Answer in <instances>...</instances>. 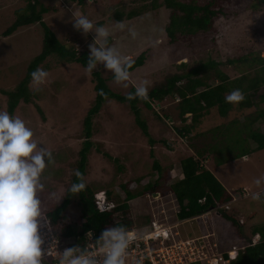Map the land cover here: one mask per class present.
Here are the masks:
<instances>
[{"label":"rangeland","instance_id":"1","mask_svg":"<svg viewBox=\"0 0 264 264\" xmlns=\"http://www.w3.org/2000/svg\"><path fill=\"white\" fill-rule=\"evenodd\" d=\"M25 1L0 0V110H6V96L1 90L14 88L24 76L30 59L40 50L42 30L38 23L19 27L7 37L1 35L2 30L14 20L16 9L23 7ZM158 1L162 3V0ZM194 1L202 3L207 0ZM216 1L221 6V10L213 18L212 26L208 30L197 31L192 36L171 43L164 31L169 18V9L164 5L151 9L149 8L150 0H84L81 4L70 0H41L44 5L58 6H52L54 10L43 15V18L59 40H66L79 53L82 51L89 53L88 46L92 43L95 34L92 32L84 34L75 29L72 13L75 16L86 15L93 23L102 21L101 25L110 32L111 41L107 42V46L117 48L127 60L134 59L140 53L144 54L143 64L129 72L127 82L117 83L111 77V72L104 69L102 64L93 69L107 78L106 84L110 89L120 94L127 93L132 86H137L141 81H146L149 89L169 73L197 68L206 61L217 62V69L230 78L238 76L243 71L252 73V66L256 64L251 66L248 63L229 61L248 53L250 57L259 56L264 59V3L260 0ZM116 10L123 13L136 10L139 13L132 18L116 21L114 16ZM179 63H185V65L179 67ZM39 68L48 71L47 79L38 86L30 82L28 87L32 93L36 94L35 101L43 114L35 111L33 104L21 102L16 106L13 115L24 120L26 126L33 130L34 139L51 152V161L46 163L40 178L44 187L37 193L42 201L41 209L44 213L46 209H51L62 200L70 184L71 164L76 159L83 140L82 120L87 109L93 104L94 90L92 70L89 71L87 66L81 63L61 62L55 56H48ZM207 74V81L210 84L215 83L214 71L209 70ZM200 75H203V71ZM263 104L261 103L260 106ZM138 106L140 115L146 120L152 137L156 139L164 137L168 145L158 142L150 145L136 124L128 104L107 98L93 118L91 137L93 141H96L95 145L99 146L103 152H107V156L92 151L85 175L86 183L98 191L110 189L122 199L125 197V192L121 188L122 184L129 182L128 187L136 190L146 181L156 178L157 173L152 165L157 158L162 168L168 167L170 170L166 183H171L180 177V159L191 154L192 148L189 145L194 140L198 150L209 145V150L214 151L210 152L211 155L204 163L217 165L216 174L226 188L233 190L241 185L249 188L248 198H238L232 202L233 206L240 211L239 221L242 219L249 224L264 216V199L254 200L251 196L253 192H261L264 196V148L249 151L248 154L235 159L229 157L227 161L225 159L218 163L220 158H226L224 155L226 152L238 151V147L231 142L232 137H226L224 133H221L219 140L215 141L216 137L214 138L213 135L193 136L195 131L206 130L234 115L240 116L241 113L253 111L254 106L245 108L240 113L233 104V108L225 117L212 109L199 119L194 132L185 136H180L171 129L174 125H181L175 109L176 100L167 97L161 103L153 104V109L161 115L171 113L170 118L161 120L141 103ZM184 117L186 122L190 120V114H185ZM253 127H258L264 132V124L260 121L253 124ZM250 145L252 148L254 144ZM204 149L206 147L202 150ZM150 150L153 151L152 154ZM118 166L121 170H117ZM258 178L261 180L259 185L255 183ZM77 200V197H74L66 207L67 216L63 221L69 223L75 230H79L80 223L83 221L79 218L80 206ZM128 204L132 220L138 226L146 225L153 214L170 223L175 222L177 206L173 196L168 192L161 196L159 193L155 197L152 194L151 196H135L128 200ZM222 207L224 206L217 207V210ZM43 213L42 216L45 217ZM249 213H254L255 220L247 221L246 216ZM147 216L149 219L146 220ZM47 221L48 218L42 222V230L50 229L51 232L45 236L61 237L66 248L77 243L75 237H63L59 232V225L51 226L47 224ZM226 227L224 220L211 211L203 218L188 220L182 224L177 223L176 230L181 238L186 235H192L191 238L207 235L211 244L208 242L204 250L217 253L225 249L221 251L218 249L219 245L215 239L217 236L212 229L218 234L220 230L224 232L223 229ZM222 236L226 238L228 234L222 233ZM230 238L233 239V236L230 235ZM252 239L254 242L257 238L253 236L246 240L252 242Z\"/></svg>","mask_w":264,"mask_h":264},{"label":"trees","instance_id":"2","mask_svg":"<svg viewBox=\"0 0 264 264\" xmlns=\"http://www.w3.org/2000/svg\"><path fill=\"white\" fill-rule=\"evenodd\" d=\"M70 1L81 4L84 0ZM260 1L264 3V0ZM25 2L23 7L16 9L14 20L2 30L1 35L2 37H7L19 27L38 23V26H40L42 30L40 50L30 59L24 76L14 88L10 90H1L6 96L5 109L10 115H13L16 106L21 102L33 104L35 111L43 114L39 104L35 101L36 94L32 93L28 86L31 81L30 73L38 68L39 65L43 64L48 56H55L61 62L76 61L83 66H87L88 53L85 51L79 53L74 46L66 42V40H59L56 33L49 28L43 18V15L51 13V11L54 10L52 6H58L44 5L41 0H26ZM160 5H164L169 9V18L165 24L164 31L171 43L185 39L187 36H192L197 31L208 30L212 26L213 18L221 10V6L216 0H207L202 3H197L194 0H162V3L158 0H150L149 8L154 9ZM138 13L139 11L136 10H129L126 13L116 10L114 16L115 20L119 21L123 18H132L138 15ZM93 24L95 26H101L102 21ZM110 41L111 38L108 37L107 42ZM128 61L130 62V72L143 64L144 54L140 53L137 57ZM235 61L238 63H248L251 66L253 64L256 65L252 66V73L243 71L240 72L238 76L230 78L226 73L217 69V62L206 61L197 68L167 74L161 81L155 83L148 89L146 99L135 96L130 98L129 94L134 92V86L125 94L113 91L106 84L107 78L103 77L99 71L92 70L94 99L93 104L87 109L82 120L81 136L83 140L81 142V147L77 151V157L71 164L70 184L62 200L51 209H46L44 213L42 212L45 215L43 220L45 221V219L48 218L47 224L51 226L59 225L60 234L63 237H75L78 245L83 249L86 235L89 231L93 232L92 237L96 240L101 231L106 227L117 224L129 228L133 225L128 200L135 196H151V193L156 191L160 193V196L165 192L170 193L177 206L174 218L178 220L198 216L210 210V208L219 207L223 203H227L229 208L222 207L220 210H217V208L213 210L215 214L220 216L224 222L228 224V229H223L224 232H222L228 234L226 238L222 236V233L219 235L217 234L216 240L219 245L218 249L221 251L228 247L230 248L231 245L237 244L238 246L235 256L230 259L227 264H264V219L249 224L242 219L239 221L240 211L233 206L232 198H248L250 195L247 194L250 193L248 192L249 188L246 185H241L239 188L228 191L213 173L201 164V158H203L205 154L214 152L209 150V145L203 146V148L206 147V149L202 150L203 148H201V151L196 148L194 140L190 142L189 146L192 148L195 155L190 154L180 159L181 175L171 183H166V178L170 170L168 167L162 168L157 158V160L155 159L153 161L152 165L157 173L156 178L152 181H146L136 190H131L128 187L129 182L122 184L121 188L125 192L124 198L120 199L118 195L113 193L110 189H104L103 193L105 198L114 199L117 203V206L110 212H98L94 208L93 194L98 190L85 181L89 156L92 151L107 156V152H103L99 146L95 145L96 141L91 139L93 135V118L98 114L103 101L107 98L128 104L136 124L141 129L150 145L156 142L162 145H168V141L164 137L157 139L152 137L146 120L140 115L139 103H141L144 108L152 111L157 119L161 120L162 118H170L171 113H164L161 115L158 111L153 109V104L161 103L167 97L176 100L175 109L181 125H174L173 128H170L180 136L191 134L192 131L194 132L195 126L199 123V119L207 115L212 109L216 110L220 116L225 117L233 108V104H235L236 110L240 113L245 108L254 106L255 108L253 111L241 113L240 116L234 115L226 121L215 124L206 130L195 131L193 136L207 137L208 135H213L214 138L216 137L215 141L219 140V135L221 136V133H224L226 137H232L231 142L238 147V151L236 153L226 152L224 154L226 158H220L218 163H221L225 159V161H227L229 157L235 159L248 154L249 151L263 149L264 132L258 127H253V124L257 121L264 124V104L260 106L261 103H264V59L259 56L250 57V53H248L230 60L229 62ZM184 65L185 63H179V67H183ZM209 70L214 71L215 78L213 80H216V82L213 84L207 81V73ZM201 71H203V75H200ZM111 77L113 78L112 75ZM233 89H240L242 91L244 94V99L242 101L233 103L225 100V96ZM186 113L190 114V121L188 123L184 117ZM251 143L254 144L252 148L250 145ZM152 152L153 151L150 150V154H152ZM110 159L113 160V157L110 156ZM75 170L80 172L81 175L79 177L75 175ZM117 170H121V167L118 166ZM81 182L84 184L82 189H78L75 192L69 190L72 184ZM74 197H77V202L80 206L79 218L83 219L80 223L79 230H75L69 223L63 222L67 216L65 209ZM113 212L118 214L117 219L113 217ZM254 213L247 214V221L252 220ZM147 219H149V216L146 217V220ZM255 234H258L259 237L254 244L246 240L251 239ZM230 235L233 236V239L230 238ZM226 256L227 255L224 254V257ZM56 260L58 259H43L42 264H53ZM194 264L205 263L197 262Z\"/></svg>","mask_w":264,"mask_h":264},{"label":"clouds","instance_id":"3","mask_svg":"<svg viewBox=\"0 0 264 264\" xmlns=\"http://www.w3.org/2000/svg\"><path fill=\"white\" fill-rule=\"evenodd\" d=\"M72 20L75 29L84 34L89 32L95 34L92 43L88 46V70L91 71L97 65L102 64L104 69L111 72L117 83L127 82L130 76V62L120 54L117 48L107 46V38L110 35L109 30L102 25L95 26L83 14L75 16L72 13ZM120 27H123V25H120ZM132 34L135 35V33ZM48 75L47 70L38 67L30 73V82L38 86L45 82ZM147 93V82L141 81L129 96L130 98L135 96L146 99ZM243 99L244 94L240 89H233L225 96L227 102L236 103ZM50 161L51 152L34 139L33 130L26 126L25 121L18 116L10 115L6 110H0V264H42V260L47 258L53 260L57 258L58 260L53 264H125L128 249L137 238L131 230L140 227L139 223L138 226L133 222V225L129 228L117 224L106 227L96 240L92 237L93 232L89 231L83 249L76 243L72 247L65 248L61 251V254L55 256L45 254L47 248L42 247L44 244L42 232L48 233L51 230H42V222L44 221L41 209L42 201L37 193L44 187L40 178L46 163ZM75 175L79 177L81 174L78 170H75ZM255 183L259 185L261 180L258 178ZM83 187V182L74 183L69 190L75 192ZM251 196L252 199L258 200L261 193L253 192ZM236 199L238 198L233 197L232 201L235 202ZM96 201L102 204L101 207L98 206ZM93 205L98 212H110L117 206V203L113 199L105 198L102 191H96L93 194ZM222 205L229 208L227 203ZM215 208H210V210ZM117 215L113 212V217L116 219L118 218ZM177 220L171 222V224H175V230ZM149 222H146V224ZM255 235L258 239V234ZM206 237L207 235H203L201 241L204 243V248L209 242ZM58 239L62 242L61 237ZM97 240L100 247L99 257L84 249L85 245L95 243ZM251 243H255L253 239ZM209 244L211 243L209 242ZM62 245L65 244L62 242ZM236 249V245H231L224 252L214 253L207 249H205V252L208 256L220 255L223 260L218 261L216 264H222L228 263L235 256ZM229 252H232V256H229ZM224 254L227 256L224 257ZM197 262L204 261L196 260L187 264Z\"/></svg>","mask_w":264,"mask_h":264},{"label":"built area","instance_id":"4","mask_svg":"<svg viewBox=\"0 0 264 264\" xmlns=\"http://www.w3.org/2000/svg\"><path fill=\"white\" fill-rule=\"evenodd\" d=\"M96 202L101 207L102 204ZM174 228L175 224H171L161 217L157 218L153 214L149 223L131 230L137 238L128 249L125 264H187L196 260L216 264L223 260L220 255L208 256L206 254L204 243L201 242L202 237L181 238ZM46 234L48 233L42 232L44 239L42 247L47 248L45 254L54 256L61 254V251L66 248L65 245L63 246L57 237L45 236ZM84 249L99 257L98 240L95 243H88ZM229 256H232V252H229Z\"/></svg>","mask_w":264,"mask_h":264},{"label":"crops","instance_id":"5","mask_svg":"<svg viewBox=\"0 0 264 264\" xmlns=\"http://www.w3.org/2000/svg\"><path fill=\"white\" fill-rule=\"evenodd\" d=\"M189 122V121H188ZM187 122V123H188ZM193 132V131H192ZM191 154H194L195 155V153H194V151L191 149ZM209 155H211V154H205L204 156H203V158H201V161H202V165L204 166V167H206L207 169H209L212 173H213V175L222 183V180H221V178H219L218 176H217V174H216V172H217V170L215 169V167L217 166V165H206V163H204V161H207L208 160V157H209ZM215 164V163H214ZM181 171V170H180ZM181 173V172H180ZM223 184V183H222ZM225 187V186H224ZM228 191H230L231 190V188H226ZM261 193V192H260ZM261 199H264V196H263V194L261 193V198H260V200ZM211 211H213V210H211ZM210 210H208V211H206V212H204V213H202L201 215H198V216H196V217H193V218H188V219H182V220H177L176 221V223H178V224H182L183 222H186V221H191L192 219H196V218H203L204 216H206V215H208L210 212H211ZM214 212V211H213ZM262 219H264V216L262 217V218H258L257 219V221L258 220H262ZM176 220V219H175ZM253 220H255L254 219V217L252 218V220L251 221H253ZM225 224H227L226 222H224V225ZM221 225H222V223H221ZM227 227H228V224H227ZM226 227V228H227ZM225 228V229H226ZM206 229V228H205ZM184 231V230H183ZM212 231H213V233L214 234H216V236H217V231H215L214 229H212ZM211 231V232H212ZM221 232H222V230H220ZM220 231L218 232V235L220 234ZM213 233H211V234H213ZM191 237L192 235H186L185 237ZM180 237H181V235H180ZM197 237V236H196ZM254 237L256 238V235H254ZM207 238V237H206ZM216 239V238H215ZM208 240V239H207ZM212 240H214L213 238H212ZM257 241V240H256ZM256 241H254V242H256ZM212 244H214V243H212ZM227 249H229V248H226L224 251H226ZM224 251H221V252H224Z\"/></svg>","mask_w":264,"mask_h":264},{"label":"water","instance_id":"6","mask_svg":"<svg viewBox=\"0 0 264 264\" xmlns=\"http://www.w3.org/2000/svg\"><path fill=\"white\" fill-rule=\"evenodd\" d=\"M157 195H159V193L158 192H152V196H157Z\"/></svg>","mask_w":264,"mask_h":264}]
</instances>
